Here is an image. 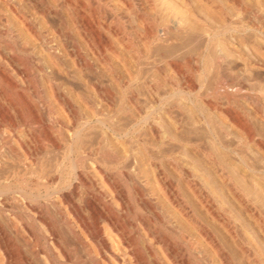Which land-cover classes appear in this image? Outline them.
<instances>
[{"label":"bare ground","instance_id":"obj_1","mask_svg":"<svg viewBox=\"0 0 264 264\" xmlns=\"http://www.w3.org/2000/svg\"><path fill=\"white\" fill-rule=\"evenodd\" d=\"M0 2L6 4L8 12L31 40L30 43L22 42L21 46L16 48L18 38L14 26L7 18H2L0 10V34L3 33L11 39V44L6 46L0 42V109L13 111L11 119L0 113V212L12 210V207L6 204L7 201L3 202L6 198L14 201L17 197H22L29 201H38L59 195L60 203L56 204L55 209L69 232L67 235H70L84 256L75 253L72 244L63 239L60 231L58 232L52 224H49V238L39 236L40 234L35 232V219L32 218L33 220L25 225L31 241L14 225H10L12 233L9 234L0 222V248L5 255L0 258V264H58L55 256L57 254L63 257V264H83L85 260L89 264H233L232 256L224 243L218 239L215 234L217 232L211 231L194 215L178 190V182L173 181L163 169V162L174 168L180 179L186 182L191 193L203 204L204 210L217 226L224 230L227 238L234 242L237 251L242 256L255 259L251 239L249 241L243 237L237 218L224 209L223 203L210 191L206 182V179H209L224 187L239 214H246L255 224L264 223L262 210L258 207V202L263 199L256 195L254 188L263 170H258L255 160L248 155H241L242 151L237 148L238 145L234 146L232 141H229L225 123L214 121L204 114L195 117L184 112V107L190 108L191 104L193 106L188 100L189 94H186L187 99L183 105L172 102V99L180 94L174 91L173 94H168L170 100L165 104L158 100L151 103L149 99L140 98L138 92L141 89L125 83L120 76V84L115 88L112 82L117 76V70L114 50L107 33L110 29L105 25V17H98L100 5L97 0H62L56 5L47 0H38L39 3H35L34 7L38 8V4L40 5L38 13L41 18H53L49 28L37 25L32 16L20 11L15 0ZM218 8L224 10L222 5ZM240 11H243V8ZM99 25L104 27V32L98 29ZM172 29L169 27L165 31L170 33ZM234 31L244 38L250 33L251 37L264 41V29L257 25L252 29L245 26ZM154 32L152 27L147 28L144 39L160 43L161 38L155 39ZM187 33L188 31L185 32ZM188 35L191 37V34H187V37ZM214 35L216 34L208 36ZM169 36L166 39H169ZM173 36L172 40L176 39L177 36ZM191 39L193 40V36ZM203 40L202 43L205 41ZM189 41L187 42H192ZM184 42L186 44V41ZM163 44H159V57H162V49L169 45ZM178 45H181L180 50L184 46L177 44L176 47H179ZM176 47L173 52L168 49L166 51L174 54ZM37 49L42 52V56L32 72L28 66L34 62ZM150 52L153 55V52ZM186 52L184 51L185 54ZM262 52L264 53V49ZM167 53L164 54L171 59V66H176L174 56L171 58V54ZM155 54L157 55V51ZM151 66L150 64L149 67ZM148 69L151 70L147 68L148 72ZM141 72L142 69L138 68L137 76ZM143 73H146V70H143ZM17 79L22 82V87L17 83ZM64 81L72 84L76 91L72 93L65 90ZM45 84L47 89H43ZM151 96L154 97L153 94ZM14 120L24 127L35 125L37 129L26 134L27 139L22 138L23 135L17 130ZM160 121L164 123L163 128L159 127ZM75 122H78L77 125ZM230 125L233 130L244 135L246 144L257 145L255 138H258V134L253 137V123L250 128L239 117H235ZM54 129H64L68 132V143L64 148L57 142L42 144L43 140L48 141V135H51ZM147 134L150 139L143 137ZM138 146L143 157L137 153ZM2 148L5 149L4 152ZM113 148L119 149V155L113 153ZM192 160H199L206 172L195 171ZM98 162L119 163L121 170L118 176L126 179L124 186L111 184L108 171L100 167ZM227 162L236 164L238 171L247 174L242 175V178L250 184L248 191L240 186L238 178L225 165ZM63 173H66L65 183L59 185L57 181ZM16 178L22 179V187L9 184ZM18 181L21 184V180ZM104 184L111 190L110 200L105 196L106 190L102 186ZM158 193L165 194L170 204H176L180 208V218L187 220L196 234V237H192L188 229L173 223L176 219L167 220L166 225L183 241L184 246L174 248L167 236L158 229L147 230L144 238L139 236L137 229L131 233L123 231L129 221L123 219L122 211H132L131 203L141 201L146 209L154 213L155 196ZM114 200L120 205L118 211L111 204ZM25 206L29 212L41 216L42 212L33 203ZM137 219L142 220L140 217ZM102 223L114 234L117 233L121 247L114 249L111 246L102 231ZM130 225L135 227L133 222H130ZM39 237L43 243L34 245L33 242ZM17 238L20 243L15 241ZM209 251L212 258L207 257ZM160 254H164L167 259L161 258ZM254 261L256 264H263L257 259Z\"/></svg>","mask_w":264,"mask_h":264},{"label":"rangeland","instance_id":"obj_2","mask_svg":"<svg viewBox=\"0 0 264 264\" xmlns=\"http://www.w3.org/2000/svg\"><path fill=\"white\" fill-rule=\"evenodd\" d=\"M47 1H50L52 5H56L58 1L62 2V0ZM97 1L100 5L98 17H105V25L110 29L107 33L114 50L113 57L115 68L117 70V76L113 79V86L116 88L120 84V80L118 79V76H120L125 83L135 85L141 89V91L138 92L140 98L149 99L151 103H155V101L158 100L165 104L168 100H170L168 99L169 95L175 92L180 94L174 97L172 102L183 105V102H185L187 99L186 94H189L188 100L193 103V106L191 104L190 108L184 107V112H187L189 115H193L195 117L204 114L214 121L224 122L225 130L229 134V141H232L234 146L238 145L237 148L241 149L243 152H241V155L245 157H247V155L252 157L257 163L255 164L257 165L258 170H263H260L262 171V174L260 178H258V183L254 185V188L256 195L263 199L258 202V207L260 210H262L264 219V53L262 52V49H264V41L251 37V35H249L250 33L245 36V40L243 36L234 31L245 26L252 29L256 25L257 27L264 29V0H223V2H221V0H213L217 2L216 4L208 0ZM15 3L20 8V11L32 16L35 19L37 25L46 28L50 27L53 18L47 17L42 19L38 13V11L41 9V7H39L40 5L38 4V8L34 7L35 3H39L38 0H15ZM217 5H222L224 10H220ZM241 8H243V11H240ZM0 10L2 18H7L14 26L15 35L18 38L17 42L15 43L16 48H19L22 42L30 43L31 40L23 32L20 24H18L16 19L8 12L6 4L0 2ZM105 12L109 15H107ZM218 12L219 14H217ZM147 16L151 20H149ZM160 21H163L161 22L163 23L162 25ZM163 25L165 26V29ZM150 27H152L155 31L153 37L155 39L157 37L161 38L160 43L151 42L144 39L146 30ZM169 27H172L173 29L170 33H167L165 30ZM98 29L101 32H104L105 30L102 25H99ZM174 31H177V33ZM187 31V34H191V37L193 36V40L191 37H189V35L187 37V34H185ZM173 33L177 37H182L184 35V38L182 37V39H179L173 36ZM213 33L216 35L209 37ZM126 35H128V39L126 38ZM168 35H172L178 40L174 38L173 39L176 41L172 40V36L171 38L169 36V39H166L168 38ZM162 38L164 39L162 40ZM189 39L192 42H190ZM202 40L204 41L203 43ZM184 41H186V44H184ZM0 42L3 46H6L11 44V39L9 36L1 33ZM174 42L177 44H182V46L184 45L185 47L187 45L189 49L188 47L183 48V46L180 50L181 45L176 47L177 44L173 45ZM161 43L164 46L171 44V48L169 45L168 47H164L165 49H162V54H160L162 57H159L160 52L158 50L160 49L159 44ZM199 43H202L203 45ZM155 45L158 47L156 48ZM174 46L176 47L174 54L166 51L168 49L173 52V49L175 48ZM154 47L157 49V55L155 54L156 51L154 52ZM179 50L180 52H177ZM150 51L153 52V55ZM184 51H187L186 54ZM36 52L37 55L34 62H31L28 66L32 72L35 71V64L42 56V52H40L38 49ZM164 53H167V55L171 54V58L174 56L173 60L176 62V66H171L169 61L171 59L168 56H165L166 54ZM214 53L216 56H214ZM217 57L218 59L216 60ZM150 64L152 65L151 67H149ZM143 66L151 68V70L148 69V72L147 68H144ZM138 68L142 69V72L139 76H137ZM143 70L144 72L146 70V73H143ZM17 83L19 86H23L22 82L18 79ZM63 83L65 90H68L72 93L76 91V88L73 87L72 84L66 81ZM43 89H47L46 84L44 85ZM160 89H165L166 92L164 90L159 91ZM149 90L150 93L154 95V97L148 93ZM0 113H3L7 119H11V115H13V111L6 112L2 109H0ZM235 117H239L244 123L249 125L250 128L254 125V130H251L254 138L258 136V138H255V142L257 143L256 146L250 145L248 143L246 144L244 141V135L241 132L232 129L230 124L233 122ZM13 123L16 127H18L17 130L23 135L22 138L25 139H27L26 134H29L30 131H35L37 129V126L35 125H27V127H24L17 120H14ZM77 123L78 122H75V125H77ZM163 126V121H160L159 127L163 128ZM258 127L260 129H258ZM53 131L54 132L51 135H48V141L43 140L42 144H56L57 142L61 148H64L68 143V132L64 129H54ZM234 132H236V134ZM145 133L146 132L144 131V134ZM256 134L258 135L256 136ZM143 137L150 139L149 134ZM4 151L5 149L2 148V152ZM113 153L119 155V149L113 148ZM137 153L143 157L140 146L137 147ZM192 163L194 164L195 171L200 170V172H206V169L199 160H192ZM98 165L108 171L111 184H120L124 186L126 179H124L123 176H118V174L120 175L121 170V165L119 163L109 162L102 164L101 162H98ZM145 165L147 164L145 163ZM225 165L230 169L231 173H233L238 178L240 186H242L245 191H248L250 184L242 178V175L247 174L243 171H238L236 164L227 162ZM162 167L166 172H168L173 181L178 182V190L180 191L184 201L191 208L194 215L198 216L211 231L214 233L217 232L215 234L217 235L218 239L224 243L227 251L232 256L233 264H256L254 261L255 259L263 262L264 264V223L259 225L255 224L249 220L246 214H239L235 205L229 200L227 190H225V188L222 186H218L216 182L214 183L209 179H206V182L208 183L207 185L210 187V191H212L214 195L216 194L215 196L217 199L223 203L224 209L232 216L237 218V223L241 226V234L243 237L249 241L251 239L250 243L252 244V249L255 252L256 258L253 259L248 258L247 256H242V254L237 251L234 242L227 238V236L224 234V230L219 225L217 226L212 217L204 210L201 201H199L195 195L191 193L186 182L180 179L176 170H174V168L165 162H163ZM187 169L191 172L190 168L187 167ZM65 177L66 173H63L61 179L58 180L57 183L59 185H64ZM18 180H21V184ZM9 184H13L18 187H22L24 185L22 179L20 178L13 179ZM102 186L106 190L105 196L108 198V200H110L112 198L111 190L105 184ZM155 197L157 202L155 201V207L153 211L154 213H152L151 210L146 209L145 205L141 201H134L131 203L132 211H122L121 214L123 219L129 221V224H127L123 230L124 232L131 233L134 229H137L139 231V236L144 238L147 230L158 229L167 236L172 246L177 248L179 246H184V243L177 235L171 232L168 225H166L167 220L173 221L176 219L173 221V223L175 222L176 225L178 224V226L180 225L186 230L188 229L191 236L196 237V234L191 230L188 221L182 220L180 218V208L177 207L176 204H170L166 199V195L163 193H158ZM19 198L17 197L14 201L10 200V198H6L5 201H3L4 203L7 201L6 204L12 207V210L9 212L13 213L11 214L7 211L4 213L0 212V222L5 228L6 232L11 234L12 230L10 225H14L26 239L31 241L32 238L30 233L26 231L25 225L35 219V232L40 234L39 236L43 235L46 238H49V224H52L58 232L60 231V236H63V239L65 238L69 244H72L71 247L74 251H76L75 253L81 255L79 248L75 246L69 237L70 235H67L69 232L66 226L62 223L55 209L56 204L60 203L59 195H55L50 198H43L38 201H29L22 197ZM1 201L2 199L0 198V205L2 203ZM30 202L33 203L40 212H42L41 216H37L35 213L29 212L27 210L25 205ZM111 204L115 210H120V205L118 204L117 200H114L113 202L111 201ZM67 216L71 217L69 214H67ZM137 217H140L142 220H136ZM132 218L134 219L132 220ZM130 222H133V225L135 226L134 228L130 225ZM143 222L145 225H143ZM100 225L103 233L109 239L111 246L114 249L121 247V243L117 240V233L114 234L104 223ZM243 229L245 230L243 231ZM19 240L18 238L15 239L17 243H20ZM42 243L43 240L40 237L37 241L33 242L34 245ZM210 253L211 252L209 251L207 257L212 258ZM183 254L184 253H182L181 256H183ZM55 256H57V263L63 264V257L60 254ZM3 257H5V255L0 248V258ZM160 257L165 260L167 259L164 254H160ZM83 264L89 263L85 260Z\"/></svg>","mask_w":264,"mask_h":264}]
</instances>
